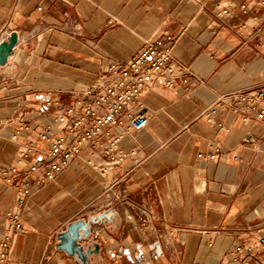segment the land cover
<instances>
[{
    "label": "crops",
    "instance_id": "0c3cea01",
    "mask_svg": "<svg viewBox=\"0 0 264 264\" xmlns=\"http://www.w3.org/2000/svg\"><path fill=\"white\" fill-rule=\"evenodd\" d=\"M12 32L19 43L0 67V125L15 151L0 166L37 137L44 118L27 107L71 100L165 33L188 83L169 85L170 73L155 80L133 104L148 117L144 130L115 127L86 144L21 208L0 174V242L9 214L23 224L6 264H76L57 235L112 208L119 225L92 226L97 264H233L239 244L264 264V121L205 116L222 94L264 88V0H0V41ZM29 121L33 130L11 139ZM214 151V161L198 158Z\"/></svg>",
    "mask_w": 264,
    "mask_h": 264
},
{
    "label": "built area",
    "instance_id": "2783aa9c",
    "mask_svg": "<svg viewBox=\"0 0 264 264\" xmlns=\"http://www.w3.org/2000/svg\"><path fill=\"white\" fill-rule=\"evenodd\" d=\"M174 44V37L165 33L148 42L129 62L110 64L84 91L74 93L71 100L57 96L41 102L37 114L49 123L38 126L37 137L26 142L14 164L2 170L4 181L16 185L19 191L17 207H23L35 190L55 180L86 144L96 142L104 134L110 135L115 127L138 133L148 126L147 115L133 109L142 93L166 73L171 74L169 85L174 80L188 83L185 66L174 59ZM226 112L241 116L245 123L254 119L264 121V88L222 94L205 116L208 123H213ZM32 130L28 124L20 128V132ZM198 158L214 161L216 151L200 153ZM22 231L21 216L9 214L7 231L0 242V264L7 263L13 237ZM242 253L248 256L243 259ZM254 254L252 246L239 244L230 252L231 262L256 264Z\"/></svg>",
    "mask_w": 264,
    "mask_h": 264
},
{
    "label": "water",
    "instance_id": "95a60500",
    "mask_svg": "<svg viewBox=\"0 0 264 264\" xmlns=\"http://www.w3.org/2000/svg\"><path fill=\"white\" fill-rule=\"evenodd\" d=\"M19 35L12 32L0 41V67L8 64L15 54ZM119 225L118 213L110 209L84 220H77L67 226L56 237V248L76 260V264H97L100 245L92 239V226L96 224Z\"/></svg>",
    "mask_w": 264,
    "mask_h": 264
},
{
    "label": "rangeland",
    "instance_id": "374dc122",
    "mask_svg": "<svg viewBox=\"0 0 264 264\" xmlns=\"http://www.w3.org/2000/svg\"><path fill=\"white\" fill-rule=\"evenodd\" d=\"M93 81H91L90 84ZM85 89H86V87L80 86V87H78V92H76L75 94H79L82 91H84ZM63 99L66 100V98H63ZM38 110H39V107H27V109H26V111L24 113H29V114H33L34 113V114H37L38 113ZM37 117H40V116H37ZM47 123H49V120L48 119H45V118H44V120L40 121L41 126H43L44 124H47ZM24 124L30 125L31 124V121H29L27 123H20V125L17 126L18 128L15 130V133L13 135H11V139H14L17 136L16 135L17 133H22V132H20V128ZM9 127H10L9 124H7V125H0V161L2 163L9 161L10 160V156L12 155L11 153L12 152L14 153V151H15V150H13L12 152L11 151L9 152L10 145L8 143V139L10 140V137L6 136L5 133H4V132H7L8 131V128ZM1 132H3V133L1 134ZM18 153H19V151L17 152L16 156H18ZM16 158L17 157H15L14 159L16 160ZM6 167H9V166H0V174L1 175H2V170L4 168H6ZM2 181H3V179H2Z\"/></svg>",
    "mask_w": 264,
    "mask_h": 264
}]
</instances>
